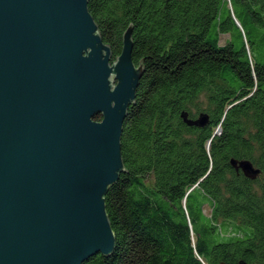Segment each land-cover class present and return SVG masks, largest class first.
<instances>
[{
    "label": "trees",
    "instance_id": "1",
    "mask_svg": "<svg viewBox=\"0 0 264 264\" xmlns=\"http://www.w3.org/2000/svg\"><path fill=\"white\" fill-rule=\"evenodd\" d=\"M88 6L114 58L133 27L145 71L124 123L126 171L105 198L115 250L82 264H264V0ZM185 111L208 123L189 125Z\"/></svg>",
    "mask_w": 264,
    "mask_h": 264
},
{
    "label": "water",
    "instance_id": "2",
    "mask_svg": "<svg viewBox=\"0 0 264 264\" xmlns=\"http://www.w3.org/2000/svg\"><path fill=\"white\" fill-rule=\"evenodd\" d=\"M88 3L0 0V264H82L115 250L105 198L126 171L124 123L145 68L133 27L114 58Z\"/></svg>",
    "mask_w": 264,
    "mask_h": 264
},
{
    "label": "rangeland",
    "instance_id": "3",
    "mask_svg": "<svg viewBox=\"0 0 264 264\" xmlns=\"http://www.w3.org/2000/svg\"><path fill=\"white\" fill-rule=\"evenodd\" d=\"M230 38V34H222L221 35V43L224 44L228 41V39ZM202 103L205 104L206 103V99L205 98H202ZM148 182L149 183H152V176L149 177L148 179ZM204 210L205 212L210 215L211 214V207L209 204H205L204 205Z\"/></svg>",
    "mask_w": 264,
    "mask_h": 264
}]
</instances>
